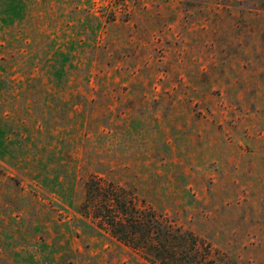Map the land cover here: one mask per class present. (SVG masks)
<instances>
[{
	"label": "rangeland",
	"instance_id": "rangeland-1",
	"mask_svg": "<svg viewBox=\"0 0 264 264\" xmlns=\"http://www.w3.org/2000/svg\"><path fill=\"white\" fill-rule=\"evenodd\" d=\"M93 175L264 264V0H0V264H152Z\"/></svg>",
	"mask_w": 264,
	"mask_h": 264
},
{
	"label": "trees",
	"instance_id": "trees-1",
	"mask_svg": "<svg viewBox=\"0 0 264 264\" xmlns=\"http://www.w3.org/2000/svg\"><path fill=\"white\" fill-rule=\"evenodd\" d=\"M86 197L79 206L83 216L113 238L140 253L152 264H233L211 257V246L192 230L160 219L155 211L142 208L123 186L93 175L84 184Z\"/></svg>",
	"mask_w": 264,
	"mask_h": 264
}]
</instances>
